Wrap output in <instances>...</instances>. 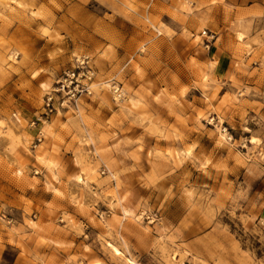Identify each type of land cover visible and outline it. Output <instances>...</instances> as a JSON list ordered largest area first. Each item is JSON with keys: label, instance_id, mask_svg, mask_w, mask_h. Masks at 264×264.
<instances>
[{"label": "rangeland", "instance_id": "rangeland-1", "mask_svg": "<svg viewBox=\"0 0 264 264\" xmlns=\"http://www.w3.org/2000/svg\"><path fill=\"white\" fill-rule=\"evenodd\" d=\"M0 264H264V0H0Z\"/></svg>", "mask_w": 264, "mask_h": 264}, {"label": "built area", "instance_id": "built-area-1", "mask_svg": "<svg viewBox=\"0 0 264 264\" xmlns=\"http://www.w3.org/2000/svg\"><path fill=\"white\" fill-rule=\"evenodd\" d=\"M96 72L93 68L91 59L88 56H76L74 57L73 64L64 69L61 77L56 82V87L53 88L45 95L44 109L46 113H53L57 111L55 97H60L61 106H67V104L75 101L81 96L91 97L95 94L97 86ZM112 93L117 99L124 98V91L119 84L111 83L107 84ZM44 117L37 118L31 122L30 126L36 131L35 141L40 143L44 139V132L41 130V125L44 123ZM40 173L43 177L45 171H35Z\"/></svg>", "mask_w": 264, "mask_h": 264}, {"label": "bare ground", "instance_id": "bare-ground-1", "mask_svg": "<svg viewBox=\"0 0 264 264\" xmlns=\"http://www.w3.org/2000/svg\"><path fill=\"white\" fill-rule=\"evenodd\" d=\"M40 159H41L43 162H47V161H46L45 159H43V158H40ZM49 163H51V162H49ZM49 163L47 164V166H48V170L50 169V164H49ZM18 173L21 174V171H18ZM52 175H53V177H56L55 172H52ZM119 203L121 204L122 209H123L125 215L128 216V217H131V219L134 218V220H135V207L127 201V199H126L125 196H121V197H119ZM143 229H144L145 231H148L146 228H143ZM111 247L114 248V251H115L116 253H119V251H118L114 246L111 245Z\"/></svg>", "mask_w": 264, "mask_h": 264}]
</instances>
